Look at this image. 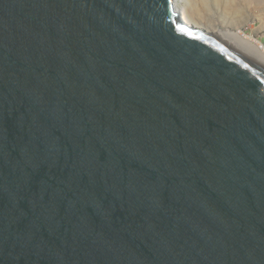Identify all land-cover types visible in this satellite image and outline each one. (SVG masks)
<instances>
[{"label":"water","instance_id":"obj_1","mask_svg":"<svg viewBox=\"0 0 264 264\" xmlns=\"http://www.w3.org/2000/svg\"><path fill=\"white\" fill-rule=\"evenodd\" d=\"M175 0H0V264H264V70Z\"/></svg>","mask_w":264,"mask_h":264},{"label":"bare ground","instance_id":"obj_2","mask_svg":"<svg viewBox=\"0 0 264 264\" xmlns=\"http://www.w3.org/2000/svg\"><path fill=\"white\" fill-rule=\"evenodd\" d=\"M219 1L220 0H208L207 4H204L201 2V0H175L174 8H175V12L178 11L180 13V18L185 23L191 24L193 27L197 28L198 30H201L202 32L203 31L209 32L217 40L221 41L229 48L241 54L243 57L247 58L250 62H252L256 66L264 70V46L261 45V43H258L255 40H253V38L250 37V35L244 33V31H242L240 27L238 29H230L225 26L223 27V25L221 24L218 25L214 24L215 22L213 24L210 22L205 23L200 18L195 8L196 4H199L200 7L206 9V6L208 5L209 6L212 5V7H214L213 5L214 3L219 4ZM221 1L223 2L224 0ZM258 1L260 2V0ZM224 2L225 4H227L226 1ZM232 2H234L233 4L238 3V2L235 3V0L233 1L230 0L229 3L232 4ZM245 2L251 3L252 1L245 0ZM228 7H230L231 9H235L231 7V5L230 6L228 5Z\"/></svg>","mask_w":264,"mask_h":264},{"label":"rangeland","instance_id":"obj_3","mask_svg":"<svg viewBox=\"0 0 264 264\" xmlns=\"http://www.w3.org/2000/svg\"><path fill=\"white\" fill-rule=\"evenodd\" d=\"M224 1L220 0L219 4L214 3V7L208 5L206 9L196 4L195 8L205 23L210 22L213 24L215 22L214 24H221L223 27L230 29H238L240 27L244 33L250 35L253 40L264 46V0H260V2L251 0V3H246L245 0H235V3L238 2L239 4H233L234 2L231 4L229 3L230 0ZM201 2L207 4L208 0H201ZM228 5L235 9H231Z\"/></svg>","mask_w":264,"mask_h":264}]
</instances>
